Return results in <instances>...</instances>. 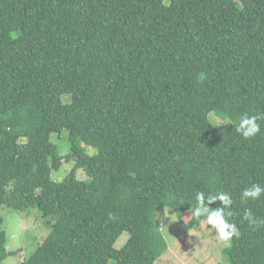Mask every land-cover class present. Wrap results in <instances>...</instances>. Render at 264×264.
Returning <instances> with one entry per match:
<instances>
[{"label":"trees","instance_id":"1","mask_svg":"<svg viewBox=\"0 0 264 264\" xmlns=\"http://www.w3.org/2000/svg\"><path fill=\"white\" fill-rule=\"evenodd\" d=\"M243 113L264 115V0H0V210L37 207L50 228L20 264H154L157 215L200 227L197 191L233 200L226 264H264V224L244 220H264V194L241 199L264 187V120L245 140Z\"/></svg>","mask_w":264,"mask_h":264},{"label":"rangeland","instance_id":"2","mask_svg":"<svg viewBox=\"0 0 264 264\" xmlns=\"http://www.w3.org/2000/svg\"><path fill=\"white\" fill-rule=\"evenodd\" d=\"M169 1L166 0L167 3ZM211 119L219 125L227 122L226 118L220 117L214 112L211 113ZM54 138L62 155L70 153L72 144L67 138V133H64L60 139H58V135H54ZM95 151L96 149L91 147V152L94 153ZM74 164L75 161L64 162L61 169L53 172L52 179L55 181L64 180ZM78 178L88 179L84 169H79ZM0 212L5 219L4 229L8 235V255L3 264H20L36 251L39 244L50 233L48 218L43 217L37 207L19 212L4 204ZM171 214L173 215L169 219L163 221V226L160 220L163 211L156 217V221L161 226V231L168 242L169 250L154 264H226L228 262L223 253V248L226 246L219 241L210 226L203 222L200 227L184 233L183 228L178 225L180 219L176 210L171 209ZM128 235L130 236V233L125 232L121 236L116 243L118 247L126 243ZM110 264H117V261L112 259Z\"/></svg>","mask_w":264,"mask_h":264},{"label":"clouds","instance_id":"3","mask_svg":"<svg viewBox=\"0 0 264 264\" xmlns=\"http://www.w3.org/2000/svg\"><path fill=\"white\" fill-rule=\"evenodd\" d=\"M264 120L262 114H248L243 113L239 116L238 126L235 131L239 133L245 140H250L257 136L261 132V126L258 121ZM264 194V187L259 184H253L250 187H246L241 193V199H258ZM195 207L191 206V214L196 218H203V222L210 226L211 230H214L215 235L225 246L230 247L234 237L239 236V229L237 225L230 221L232 212L229 210L233 204V200L229 193L224 191L205 192L197 191L194 195ZM217 201L220 202V206L212 207ZM172 209V208H171ZM171 209L166 211L164 209L163 216H160V220L163 226V221L169 219ZM244 220L248 221L250 225L260 226L264 224V220H257L253 216L251 209H247L244 212ZM161 228V226H160Z\"/></svg>","mask_w":264,"mask_h":264}]
</instances>
